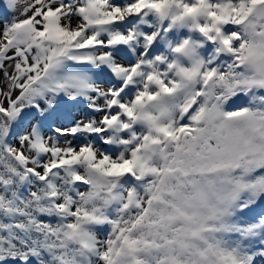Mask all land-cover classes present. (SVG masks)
Segmentation results:
<instances>
[{"label": "snow or ice", "instance_id": "snow-or-ice-1", "mask_svg": "<svg viewBox=\"0 0 264 264\" xmlns=\"http://www.w3.org/2000/svg\"><path fill=\"white\" fill-rule=\"evenodd\" d=\"M0 264H264V0H0Z\"/></svg>", "mask_w": 264, "mask_h": 264}]
</instances>
